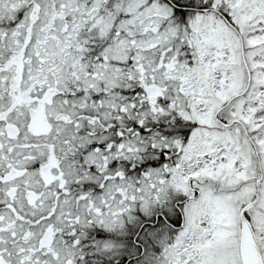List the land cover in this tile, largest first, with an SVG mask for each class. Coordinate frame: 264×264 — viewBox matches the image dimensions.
<instances>
[{
    "label": "snow or ice",
    "instance_id": "snow-or-ice-1",
    "mask_svg": "<svg viewBox=\"0 0 264 264\" xmlns=\"http://www.w3.org/2000/svg\"><path fill=\"white\" fill-rule=\"evenodd\" d=\"M0 264H264V0H0Z\"/></svg>",
    "mask_w": 264,
    "mask_h": 264
}]
</instances>
